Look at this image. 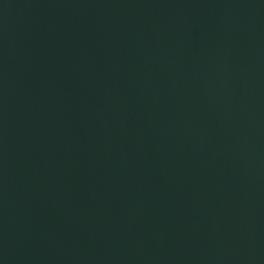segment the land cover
I'll return each mask as SVG.
<instances>
[{"label": "water", "instance_id": "obj_1", "mask_svg": "<svg viewBox=\"0 0 264 264\" xmlns=\"http://www.w3.org/2000/svg\"><path fill=\"white\" fill-rule=\"evenodd\" d=\"M0 264H264V0H0Z\"/></svg>", "mask_w": 264, "mask_h": 264}]
</instances>
